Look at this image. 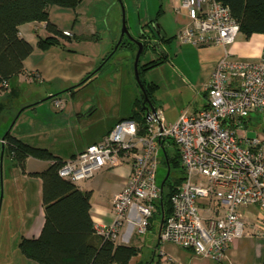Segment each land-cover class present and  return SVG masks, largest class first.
I'll list each match as a JSON object with an SVG mask.
<instances>
[{"label": "built area", "instance_id": "2783aa9c", "mask_svg": "<svg viewBox=\"0 0 264 264\" xmlns=\"http://www.w3.org/2000/svg\"><path fill=\"white\" fill-rule=\"evenodd\" d=\"M175 1L176 11L189 18L175 34L179 42L196 47L233 43L239 24L223 0ZM204 89L202 108L182 111L170 123L158 108L141 112L138 119H119L99 141L63 161L58 174L74 183L102 167L129 165L128 179L112 200L111 221L93 225L97 235L115 241L131 209L136 232L146 231L162 193L157 164L164 149L174 145L184 178L169 196L171 211L159 238L219 263L232 242L252 234L239 211L252 205L260 210L253 233L264 236V143L237 131L251 112L264 115V48L254 62L234 59L225 50ZM61 103L53 100L56 107Z\"/></svg>", "mask_w": 264, "mask_h": 264}, {"label": "crops", "instance_id": "0c3cea01", "mask_svg": "<svg viewBox=\"0 0 264 264\" xmlns=\"http://www.w3.org/2000/svg\"><path fill=\"white\" fill-rule=\"evenodd\" d=\"M170 3L172 10L170 14L172 16H170L168 10H165L161 6L157 10L159 13L157 14L156 12L155 14L159 31L165 38L169 39L160 41V54L147 57L142 62L139 60L140 66L160 56L162 62L157 65L165 66L168 69V73L164 78L170 84V100L164 95H160V82L143 80L144 83L152 82L155 84L151 94V103L153 108L161 110L165 122L168 123L173 122L182 111L194 112L206 104L204 85L209 80L216 60L225 50H228L230 56L234 59L254 62L258 60L264 48V36L259 32H253L249 36H245L239 31L233 43L226 46L222 44H210L196 47L191 43H181L176 39L175 34L182 26L189 22V18L184 11H176L175 0H170ZM81 4L82 0L79 1L74 9L59 5H51L49 7V21L60 31L69 30L71 33L70 36L59 38L61 43L59 46H51L46 50L38 47V38L51 34L46 28L45 21H29L18 26L20 36L30 43L32 50L23 61L24 72L10 78L7 81V89L0 91V95L3 93L15 94L21 84H28L29 86H33L32 88H35L36 86L33 84H36L35 95L26 102L27 105L25 107L35 110L34 104H36V101L39 102L41 97H44L43 99L45 100L49 95L55 94L50 98V105L55 112H58V110H64L66 102L63 96L58 95L60 91H65V93L72 95V93L84 85L73 86L88 73L94 72L87 79L90 81L103 69L105 64L97 70L95 67L97 61H102V57L105 55L103 51L105 48L101 47L100 42H98L99 35L97 34L98 29L95 19L93 20L91 15L88 14V10H84ZM111 39L110 49H112L111 47L115 43L116 37L111 36ZM98 43L100 47L98 45L95 48L96 50L92 53V57H89L85 52L83 54V51L79 49L83 44L96 46ZM70 51L73 54H70ZM34 73L38 77H35ZM125 77L128 78V75H125ZM128 82L130 81L128 80ZM117 89L111 88V92L108 95H112L115 105L118 104V114H114L110 121L106 123L99 133V140L119 119L128 117L135 112H140L139 115L141 112H145L139 106L136 109H132L129 114H123L124 112L120 109L125 103L128 104V98L126 92L122 95L124 96L123 99L120 94L115 97V93L119 92ZM45 95L47 96L45 97ZM52 98L53 100L60 99L62 101L61 105L57 107L53 105ZM136 99L137 96L134 95L131 104ZM93 109L91 107L85 114H90ZM71 110H73L72 112L76 111V109ZM237 131L241 135L258 136L264 143V115L256 111L251 112L242 121V126ZM12 135L26 142L20 134ZM1 139L2 136L0 137V152ZM48 149L64 160L79 151V149H76L68 156H62L52 149ZM4 155L6 154L3 152L2 157ZM7 157L11 165L7 167L6 176L3 174L2 184L0 181V264H39L20 252L18 242L22 237H36L41 230L44 220L41 202V179L28 173L43 170L49 164V161L27 157L25 160V172H21L18 166L12 164V159L9 156ZM128 176L129 165L122 163L116 166L102 167L90 179L84 181L85 183H76L82 191H91L89 212L93 225L95 223L104 224L111 221L113 197L122 189ZM102 178L109 180L111 190L108 194L101 195L100 200L95 201L93 197L96 191V182ZM257 209L254 205L241 206L239 208L245 223V230L252 234L244 235L232 242L219 263L212 256H201L195 254L192 249L179 247L172 242L160 239V224L158 223L156 244L161 245V248L155 264H262L264 260V236H257L253 233L256 230L254 223L259 215ZM134 213V210L131 209L130 215L127 217L129 219L123 222L114 242L136 247L137 254L133 256L132 261L134 264H142L143 261L140 256L141 242L144 243L145 238L140 237V235L146 234L150 230L153 220L150 219L145 232L138 233L135 230L132 219ZM249 243H252L251 246L246 247ZM155 250L156 248L154 247L152 249V256L155 254Z\"/></svg>", "mask_w": 264, "mask_h": 264}, {"label": "trees", "instance_id": "16d2710c", "mask_svg": "<svg viewBox=\"0 0 264 264\" xmlns=\"http://www.w3.org/2000/svg\"><path fill=\"white\" fill-rule=\"evenodd\" d=\"M79 1L0 0V91L7 89V86L2 84L3 81H8L24 72L23 61L32 50L30 43L20 36L18 26L29 21H45L46 28L51 34L39 37L38 47L46 50L51 46H59L61 44L59 38L66 36L49 21L48 9L51 5L74 9ZM223 2L228 5L232 17L239 24V31L245 36L253 32L262 33L264 36V0H223ZM150 24L159 28L156 17L144 25ZM168 39L163 35L161 37V40ZM120 44L136 47L129 40L122 39ZM161 62L162 59L159 56L140 65V73ZM93 73H88L73 87L84 84ZM141 81L144 83L143 80ZM143 85L152 102L151 94L155 84L147 82ZM141 99L142 96L136 101L141 102ZM139 113L135 112L125 118L138 119ZM2 136L3 152L12 159L13 164L18 166L21 172H25L27 157L49 161L43 170L28 173L41 179L44 220L36 237H22L19 240L18 248L24 256L39 264H134L132 258L137 254L136 247L115 243L95 233L89 212L91 191H82L76 183L58 174L64 159L53 154L48 148L33 146L22 141L12 135L9 130ZM172 147L171 152L167 148L164 149L165 157L161 162L166 166V170L169 169V174L163 182L160 200L156 203V209L151 217V219H159L160 227L161 219L163 222L171 211L169 196L184 178L177 149L174 145ZM171 171H174L175 175H171Z\"/></svg>", "mask_w": 264, "mask_h": 264}, {"label": "rangeland", "instance_id": "374dc122", "mask_svg": "<svg viewBox=\"0 0 264 264\" xmlns=\"http://www.w3.org/2000/svg\"><path fill=\"white\" fill-rule=\"evenodd\" d=\"M170 4V0H82L81 6L83 9L88 10V14L91 15L93 20L95 19L98 29L97 34L99 35L98 42H100L101 47L105 48L103 50L105 55L102 57V61H105L103 69L90 81L87 80L83 84L84 86L72 93V95L65 93V91H60L58 95L63 96L66 102L64 110H58V112L51 108V97L45 100L43 99L44 97H41L39 102L36 101V104H34L35 110L25 107L27 105L26 102L35 95L36 84H33L36 86L35 88L28 84H21L15 94H1L0 137L9 130L11 134H20L26 142L34 144L33 146L48 147L62 156H68L76 149H83L90 142L98 141L100 138L99 133L106 123L110 121L114 114H118V104L115 105L112 95H108L111 92V88H118L117 91L119 92L115 93V97L119 96L118 94L122 96L126 92L128 104L125 103L121 109L119 108L125 115L140 105V101H135L131 104L133 96L136 95L139 100L141 98V92L134 79L132 66L136 47L120 44L113 50L115 44L113 43L112 49H110L111 36L116 37V40L118 39L122 16L131 37L138 38L143 31L148 35L152 34L150 27L144 24L155 17L160 6L168 10L170 14L172 12ZM170 16L172 15L170 14ZM141 25L143 26L141 27ZM153 35L155 39L158 38L155 34ZM123 41H128V38L124 36ZM100 44L98 43L96 46L83 44L79 49L83 51V54L85 52L89 57H92V53L96 50L95 48L98 45L100 47ZM70 54L73 53L70 51ZM155 54H160L159 50L147 45L139 60L142 62V60L155 56ZM102 61L96 62L95 69L101 65ZM114 72L116 74L113 75ZM167 73V67L157 65L142 71L140 78L141 80L160 82V95H164L170 100V84L164 78ZM125 75H128V78ZM123 98L124 96H122ZM91 107L94 108L93 111L90 114H85ZM71 109H76V111L72 112L73 110ZM172 150V145H169L168 151L171 152ZM8 165H11L10 160L4 155L0 159L1 184L3 174L6 176ZM165 172L166 166L160 161L156 168L158 183L162 180ZM171 175H175V172L171 171ZM87 180L77 183L82 184ZM110 190L111 184L108 179L97 180L93 200H100L101 195L108 194ZM257 211L260 210L257 209ZM151 220H153V223L150 226V230L146 234L140 235V237L145 238V242H141L140 256L143 261L142 264H155L161 248V245L156 244V231L159 219L152 218ZM251 244L249 243L246 247L251 246ZM154 247L156 250L152 256Z\"/></svg>", "mask_w": 264, "mask_h": 264}, {"label": "water", "instance_id": "95a60500", "mask_svg": "<svg viewBox=\"0 0 264 264\" xmlns=\"http://www.w3.org/2000/svg\"><path fill=\"white\" fill-rule=\"evenodd\" d=\"M149 27L152 30V34L148 35V34H146V32L143 31L139 34L138 38L131 37L129 35V32H128L126 26H125V21H124V18L122 16L120 33H119L118 39L116 40V42L113 46V50H114L119 45V43L121 42V40L123 39L124 36H126L128 38V40L133 42L136 46V50L134 53V59H133V63H132L133 74H134V79H135V81H136V83L140 89L141 95H142V99L140 102V108H141V110H144L146 114H148L149 110L153 109V106H152L150 97L148 96V94L145 90V87H144V85L141 81V78H140L139 57H140L141 53H143L142 51L145 50V47L147 45L152 46L154 49L161 50L160 41H161V37H162V34L159 31V29L155 28L153 24H150ZM153 34H155L158 38L157 39H151V36H154ZM104 62L105 61H102L101 65ZM101 65H99L98 68H100ZM54 95L55 94L49 95L48 97H46V99L50 98ZM2 155H3V136L1 139L0 159L2 158ZM168 174H169V169L167 168L166 173L160 182L161 186L163 185V182L167 178ZM0 202H1V194H0ZM160 223H162V219H161Z\"/></svg>", "mask_w": 264, "mask_h": 264}, {"label": "flooded vegetation", "instance_id": "af4514ba", "mask_svg": "<svg viewBox=\"0 0 264 264\" xmlns=\"http://www.w3.org/2000/svg\"><path fill=\"white\" fill-rule=\"evenodd\" d=\"M151 39H155V37L154 36H151Z\"/></svg>", "mask_w": 264, "mask_h": 264}]
</instances>
